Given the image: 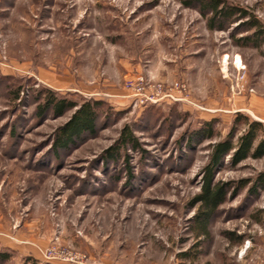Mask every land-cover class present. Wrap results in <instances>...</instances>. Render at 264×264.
<instances>
[{
  "label": "rangeland",
  "instance_id": "374dc122",
  "mask_svg": "<svg viewBox=\"0 0 264 264\" xmlns=\"http://www.w3.org/2000/svg\"><path fill=\"white\" fill-rule=\"evenodd\" d=\"M188 1L0 0L1 264H264V157L221 159L205 232L194 203L235 115L264 114V45ZM220 1L264 27V0ZM46 90L103 102L95 132L55 145L73 111L43 112ZM207 121L211 139L190 137Z\"/></svg>",
  "mask_w": 264,
  "mask_h": 264
},
{
  "label": "trees",
  "instance_id": "16d2710c",
  "mask_svg": "<svg viewBox=\"0 0 264 264\" xmlns=\"http://www.w3.org/2000/svg\"><path fill=\"white\" fill-rule=\"evenodd\" d=\"M186 5L196 6L202 17L206 18L207 16V25L210 29L224 30L231 26L232 23L243 22L245 32L250 31V35L244 40L246 45L249 44L255 48H260L261 45H264V27L249 12L233 5H227L220 0H190ZM262 53L264 55V51ZM42 94L44 95L42 98L44 102L42 105L43 112L50 110L54 114L61 116L67 111H73L68 121L58 129L55 145L66 147L78 137L95 132L96 122L105 106L103 102L89 100L78 103L65 97L59 98L51 90H46ZM110 110V106L107 105L105 113L111 115ZM213 123L215 121H207L202 124V127L194 130L190 137L203 135L201 139H211L213 137ZM238 124L243 125L244 129L243 133L236 138L235 144L232 143V140L226 139L211 146V156L203 172L200 192L194 197V203L199 204L197 218L201 221L200 227L203 232H205V222L226 202V194L230 188L229 184L213 182L215 168L221 163V159L232 151V162L234 165L249 158L260 159L264 157V124L250 119L244 114L237 113L232 122L230 137L237 129ZM118 143L120 144L119 146L135 145V138L129 128L124 127L121 131ZM108 154L112 158H118L116 150H111ZM240 183L241 185L237 187V190L247 186L249 182L241 181ZM258 187L264 190V174L258 175L252 191ZM237 190L234 193H237ZM8 258V253L0 252V264L7 261Z\"/></svg>",
  "mask_w": 264,
  "mask_h": 264
},
{
  "label": "crops",
  "instance_id": "0c3cea01",
  "mask_svg": "<svg viewBox=\"0 0 264 264\" xmlns=\"http://www.w3.org/2000/svg\"><path fill=\"white\" fill-rule=\"evenodd\" d=\"M258 110L263 111L264 108H258ZM249 113H250V115H251L255 120H257V121H259L260 123H263V124H264V114H263V113H260V114L256 113V111L253 109V107H252V109L249 111Z\"/></svg>",
  "mask_w": 264,
  "mask_h": 264
},
{
  "label": "built area",
  "instance_id": "2783aa9c",
  "mask_svg": "<svg viewBox=\"0 0 264 264\" xmlns=\"http://www.w3.org/2000/svg\"><path fill=\"white\" fill-rule=\"evenodd\" d=\"M130 87H131V88H133V87H135V86H133V85H130ZM133 89H135V88H133ZM137 91H140L138 87H137ZM136 95H142V94H141V93H139V92H137V94H136ZM143 98H145V97H143ZM145 99H146V100H149L148 98H145ZM150 100H151V101H157L156 99H153V100H152V99H150Z\"/></svg>",
  "mask_w": 264,
  "mask_h": 264
}]
</instances>
